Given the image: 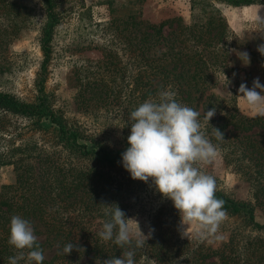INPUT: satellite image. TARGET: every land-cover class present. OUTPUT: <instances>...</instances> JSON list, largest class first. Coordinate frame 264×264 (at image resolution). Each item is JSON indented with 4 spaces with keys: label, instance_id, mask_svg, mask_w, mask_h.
<instances>
[{
    "label": "trees",
    "instance_id": "1",
    "mask_svg": "<svg viewBox=\"0 0 264 264\" xmlns=\"http://www.w3.org/2000/svg\"><path fill=\"white\" fill-rule=\"evenodd\" d=\"M189 1L188 23L180 17L149 23L133 13L112 17L109 26L114 28L122 52L108 47L104 59L97 61V76L78 75L76 103L83 110L114 111L128 137L131 111L145 100H157L160 91H174L178 102L201 113L202 131L217 146L225 166L248 183L250 198L246 200L216 191L217 198L225 201L227 215L237 217L251 230H264V223H257L254 217V207L264 210V118L239 112L234 95L223 99L211 91L220 76L225 83V76L230 84L252 83L231 63L230 48L237 40L216 3L239 6L264 4V0ZM39 3L42 57L34 98L27 101L0 90V123L7 115L25 122L8 133V144L0 145V165H12L14 171V181L0 185V264H9L8 258L16 254L8 243L13 215L36 219L46 229L54 253L46 256L45 243L38 240L46 257L43 264H103L113 256L121 257L122 249L98 237L103 222L109 219L103 214V204L112 203L118 204L126 218L145 215L149 219L151 236L136 250V264H264L261 234L244 235L240 241L235 231L216 249L198 239L182 238L173 202L150 186L151 181L133 180L123 167L121 153L129 147L127 137L121 146L105 145L56 107L45 81L61 14L57 0ZM35 5L14 2L12 9L29 15ZM173 25L171 36H165L163 28ZM260 25L264 29V22ZM257 39L264 44V35ZM250 60L262 70L264 84V56L251 49ZM206 92L209 94L204 95ZM213 107L215 115L204 125L203 112ZM212 126L224 133L225 140L215 139ZM69 242L79 250L60 255Z\"/></svg>",
    "mask_w": 264,
    "mask_h": 264
},
{
    "label": "rangeland",
    "instance_id": "2",
    "mask_svg": "<svg viewBox=\"0 0 264 264\" xmlns=\"http://www.w3.org/2000/svg\"><path fill=\"white\" fill-rule=\"evenodd\" d=\"M14 2L36 4L33 12L15 13L12 9ZM39 0H0V90H8L15 95L30 101L34 98V80L42 57L38 43L39 25L42 15L39 12ZM216 7L225 17L227 24L236 36V43L230 48L231 63L240 70L238 74H247L249 80L259 78L263 74L258 64L244 65L239 59L238 52L257 50L262 44L257 38L264 35L260 25L264 22V4L233 6L216 3ZM57 10L61 21L55 27L51 43V56L47 67L45 90L53 99L56 107L78 121L93 138L108 146H121L127 136L122 131L123 122L114 116V111L105 112L104 108L83 110L76 103L79 88L76 80L79 74L97 76L99 69L97 61L104 59L108 47L121 54L118 41L115 39L109 22L112 17L133 13L149 23H159L163 20L180 17L188 23L191 19L189 0H57ZM30 16V17H28ZM261 18V19H259ZM174 24V23H173ZM171 27L165 26L163 34L171 36ZM263 39V38H262ZM239 84H229L226 87L224 77L211 91L218 97L228 99L234 95L236 108L246 116L250 113L242 105V97L238 93ZM251 88V84H246ZM259 91V89H257ZM206 92L204 95H208ZM47 124V121L44 122ZM25 122L19 118L7 115L0 123V145L8 144V133H13L15 127H22ZM2 134V135H1ZM92 147V143H88ZM218 151V150H217ZM203 172L213 176L217 190L235 200L249 199V187L238 174L225 166L220 152L214 161L206 165H198ZM14 181L12 165H0V185ZM254 217L257 223H264V210L254 207ZM128 223L147 236L149 219L145 215L130 216ZM31 223L38 240L45 243L46 256L54 253V245L49 244L50 236L46 229L36 219ZM241 241L244 235L261 234L264 230H251L244 226L240 219L228 216L221 224L217 235L221 239L200 240L202 244L219 248L226 243L234 232ZM188 238V237H184ZM192 239H197L194 235Z\"/></svg>",
    "mask_w": 264,
    "mask_h": 264
},
{
    "label": "clouds",
    "instance_id": "3",
    "mask_svg": "<svg viewBox=\"0 0 264 264\" xmlns=\"http://www.w3.org/2000/svg\"><path fill=\"white\" fill-rule=\"evenodd\" d=\"M257 51L264 56V44ZM237 55L244 65L250 64L247 52ZM225 78L228 87L231 81ZM238 93L250 118H264V84L258 77L251 88L241 83ZM215 112V107L203 112L204 125L210 124ZM200 116V112L178 102L174 91H160L157 100H145L131 111L129 147L121 153V163L133 180L151 181L150 186L173 202L179 213L178 231L182 238L194 235L202 241L219 240L218 230L227 218L225 201L216 196L215 178L198 167L214 161L218 151L202 131ZM212 132L217 141L225 140L218 128L212 126ZM103 205V214L109 219L103 222L98 237L123 250L121 257L113 256L103 264H136V250L144 247L152 230L146 236L137 223L138 230L128 223L130 218L118 204ZM9 230L8 243L16 250L8 258L9 264H43L46 257L31 221L13 215ZM73 249L79 250L77 244L69 242L59 254L65 256Z\"/></svg>",
    "mask_w": 264,
    "mask_h": 264
}]
</instances>
